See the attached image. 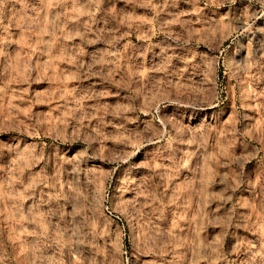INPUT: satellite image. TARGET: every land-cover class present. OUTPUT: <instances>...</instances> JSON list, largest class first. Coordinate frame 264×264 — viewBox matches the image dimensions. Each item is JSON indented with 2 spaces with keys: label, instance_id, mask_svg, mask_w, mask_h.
I'll return each instance as SVG.
<instances>
[{
  "label": "rangeland",
  "instance_id": "obj_1",
  "mask_svg": "<svg viewBox=\"0 0 264 264\" xmlns=\"http://www.w3.org/2000/svg\"><path fill=\"white\" fill-rule=\"evenodd\" d=\"M0 264H264V0H0Z\"/></svg>",
  "mask_w": 264,
  "mask_h": 264
}]
</instances>
